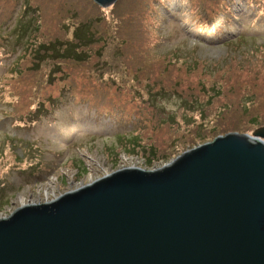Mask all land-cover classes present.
<instances>
[{"label": "rangeland", "instance_id": "1", "mask_svg": "<svg viewBox=\"0 0 264 264\" xmlns=\"http://www.w3.org/2000/svg\"><path fill=\"white\" fill-rule=\"evenodd\" d=\"M262 124L264 0H0V217Z\"/></svg>", "mask_w": 264, "mask_h": 264}, {"label": "water", "instance_id": "2", "mask_svg": "<svg viewBox=\"0 0 264 264\" xmlns=\"http://www.w3.org/2000/svg\"><path fill=\"white\" fill-rule=\"evenodd\" d=\"M0 264H264V124L17 206Z\"/></svg>", "mask_w": 264, "mask_h": 264}, {"label": "trees", "instance_id": "3", "mask_svg": "<svg viewBox=\"0 0 264 264\" xmlns=\"http://www.w3.org/2000/svg\"><path fill=\"white\" fill-rule=\"evenodd\" d=\"M84 24H85V23H83V24H81V25L83 26ZM74 31H75L74 34L76 35V37H77L78 39H81V36H82L83 33H85V34H89L88 31H83L82 29H79V26L76 27ZM262 125H263V124H262ZM258 127H259V126H258ZM202 143H203V142H202Z\"/></svg>", "mask_w": 264, "mask_h": 264}, {"label": "clouds", "instance_id": "4", "mask_svg": "<svg viewBox=\"0 0 264 264\" xmlns=\"http://www.w3.org/2000/svg\"><path fill=\"white\" fill-rule=\"evenodd\" d=\"M56 197V196H55ZM55 197H53V198H55ZM52 199V198H51ZM48 200H50V199H48ZM45 201H47V199L45 200ZM42 202V201H41Z\"/></svg>", "mask_w": 264, "mask_h": 264}, {"label": "bare ground", "instance_id": "5", "mask_svg": "<svg viewBox=\"0 0 264 264\" xmlns=\"http://www.w3.org/2000/svg\"><path fill=\"white\" fill-rule=\"evenodd\" d=\"M131 166H135V165H131ZM55 197V196H54ZM47 200H48V198H47Z\"/></svg>", "mask_w": 264, "mask_h": 264}]
</instances>
